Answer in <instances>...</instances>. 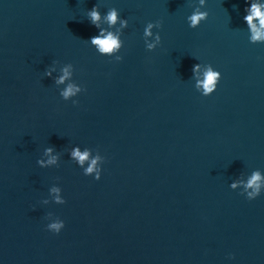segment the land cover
Masks as SVG:
<instances>
[{"label":"water","instance_id":"obj_1","mask_svg":"<svg viewBox=\"0 0 264 264\" xmlns=\"http://www.w3.org/2000/svg\"><path fill=\"white\" fill-rule=\"evenodd\" d=\"M194 3L0 0V264H264V193L228 187L264 172V43L247 40L244 0H206L189 28ZM93 4L129 21L118 62L86 42ZM148 21L160 22L151 52ZM53 59L73 64L77 104L43 76ZM198 62L221 72L209 96L189 79ZM74 144L104 156L99 180L68 159ZM49 145L61 159L40 168Z\"/></svg>","mask_w":264,"mask_h":264},{"label":"clouds","instance_id":"obj_2","mask_svg":"<svg viewBox=\"0 0 264 264\" xmlns=\"http://www.w3.org/2000/svg\"><path fill=\"white\" fill-rule=\"evenodd\" d=\"M244 15L242 20L246 26L247 40L251 44L264 43V0H244ZM206 0H195L191 7V12L186 15L185 20L189 28H197L200 23L207 19L209 13L205 7ZM235 7V5H234ZM84 17L97 29L95 35L90 36L86 42L100 56L110 57L115 61L122 60L120 51L124 41L122 39L123 30L128 26V19L121 16L116 7H110L101 14L96 4L87 9ZM156 29V31H154ZM159 21H148L143 26L142 39L144 48L151 52L161 43L159 32ZM55 74V75H53ZM74 66L72 63H60L53 59L48 64L43 76L52 80L56 86L59 97L64 101H71L77 104L78 95L84 91L80 83L73 79ZM221 78V72L213 67L211 63H194L191 66V76L193 87L201 96H209L217 89ZM68 159L79 167L84 176H91L94 180H99L103 171L104 156L98 150L87 146L81 148L74 144L65 149ZM61 151H56L54 146H45L36 159V165L40 168L58 166L61 159ZM232 190H239V194L246 200H254L261 193H264V172L260 169H253L249 173H240L228 183ZM52 195V203L64 204L65 199L62 189L57 184L49 189ZM47 197L41 200V204H48ZM47 223L45 229L52 234H59L64 228V221L59 217H53L51 212L46 214ZM234 253H227V259L233 260Z\"/></svg>","mask_w":264,"mask_h":264}]
</instances>
